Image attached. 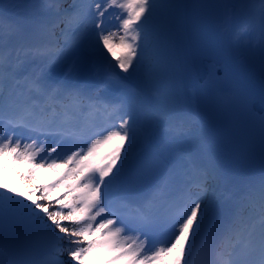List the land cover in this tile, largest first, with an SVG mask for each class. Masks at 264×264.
I'll use <instances>...</instances> for the list:
<instances>
[{
    "label": "snow or ice",
    "instance_id": "1",
    "mask_svg": "<svg viewBox=\"0 0 264 264\" xmlns=\"http://www.w3.org/2000/svg\"><path fill=\"white\" fill-rule=\"evenodd\" d=\"M44 2L51 14L38 23L0 13V179L23 169L20 179L31 182L23 190L0 183V252L10 241L32 257L25 264H195L197 251L211 247L214 264H264V173L258 227L245 222L250 192L228 189L221 191L227 217L208 231L209 181L229 183L215 134L199 115L185 119L154 96L162 75L153 48L157 12L181 5L73 0L64 8L63 0ZM258 3L264 32V0ZM22 33L36 42L45 68L86 43L107 69L94 83L42 70L22 84L3 53L7 36ZM137 73L141 84L130 87ZM101 113L109 123L89 135L81 124ZM20 128L31 133L23 147L15 135ZM192 134L201 146L200 163L177 145L179 136ZM64 139L79 150L53 155ZM134 158L138 167L129 174ZM45 173L53 179L45 180ZM160 229L170 230L171 238L148 251L149 234Z\"/></svg>",
    "mask_w": 264,
    "mask_h": 264
},
{
    "label": "rangeland",
    "instance_id": "2",
    "mask_svg": "<svg viewBox=\"0 0 264 264\" xmlns=\"http://www.w3.org/2000/svg\"><path fill=\"white\" fill-rule=\"evenodd\" d=\"M19 1V2H17ZM181 0H173L171 4H179ZM231 4V8L229 10L230 21L229 25H231V29H233L234 34H240L237 40H239V48L238 51L244 53V49H248V56L244 59L245 62L250 61L252 64H256V66H260L264 68V32H262L261 27V19L259 13V6H249L248 8H240L239 0H228ZM161 3L166 4V0H160ZM18 4L16 7L15 5ZM170 4V3H169ZM3 7L7 9H1L0 13H2L5 17L8 15V19L12 20H23L29 24L33 23L29 20L28 8L35 10V20L40 22L43 20L38 12L42 11L44 15L49 16L51 14V9L45 4L44 0H5L3 3ZM181 8V7H180ZM179 9L169 8H161L157 12L156 18V28L159 30V33L165 35V37H158L154 42L153 48L155 50V54L157 55V59L160 62V67L162 70V75L160 79L154 84V90L163 88L164 92L160 93L159 96L156 95L157 100L159 99V103H163L165 101L170 102L171 98H177V101L180 100V96L182 93V88L179 80L176 77L181 75L180 68L176 61L172 59L171 47L176 42L175 33L170 28L171 21L178 18L177 16L180 13ZM7 10V14H4ZM34 12V11H33ZM246 29V31H245ZM116 31L115 29H112ZM120 34H123L122 31ZM20 37V34H17ZM247 37V41L243 42L240 39ZM14 38L10 39L12 42ZM22 42L24 45V52L27 54L34 53L35 51V41L29 37L27 33H22ZM119 49V48H116ZM162 51L158 56V52ZM170 65H166L168 62ZM173 63V65H171ZM250 68V67H249ZM158 93V92H157ZM176 113H178V103L171 105ZM4 161L0 160V164ZM21 175V170L5 172L3 178L0 179V183H6L10 186L15 176ZM52 177L51 174L45 177V180H49ZM17 179V178H16ZM18 180L19 190H23L26 187H29V183L26 181ZM4 247L17 249L18 253L21 252L13 243L5 242L3 244ZM32 259L30 255L26 254H15L7 253L6 250H2L0 252V260H2L6 264H25V261Z\"/></svg>",
    "mask_w": 264,
    "mask_h": 264
},
{
    "label": "bare ground",
    "instance_id": "3",
    "mask_svg": "<svg viewBox=\"0 0 264 264\" xmlns=\"http://www.w3.org/2000/svg\"><path fill=\"white\" fill-rule=\"evenodd\" d=\"M172 26L173 29L176 30L177 23L173 21ZM225 28L226 27H224V29ZM178 36H179V41L181 42L180 47L181 49H183V45L185 44V38L181 29ZM234 39L236 38L233 37V35L228 29L222 31V43H223L222 64L227 68H229L230 70H232L237 76V78L244 85H246L249 89L257 92L262 98H264V70L255 66L251 67L248 70L242 67V65L240 64V60L242 57H240L239 53L235 51ZM174 56L182 69V76L180 77L182 87H190V85L193 84V78L195 75V70L191 62V58L189 56H185L182 53V50H180L177 47L174 48ZM196 137L197 136L193 134V135H189L187 138L190 139V141H193L195 140ZM20 170L21 172L23 171V169ZM17 179H20V177L17 176ZM26 183H29V185L31 186V182L26 181ZM19 186L20 185H18L17 182L10 185V187H16V188H18ZM255 197L259 198V194L255 195Z\"/></svg>",
    "mask_w": 264,
    "mask_h": 264
},
{
    "label": "water",
    "instance_id": "4",
    "mask_svg": "<svg viewBox=\"0 0 264 264\" xmlns=\"http://www.w3.org/2000/svg\"><path fill=\"white\" fill-rule=\"evenodd\" d=\"M195 8L197 12L193 15L192 10ZM186 15L191 46L192 42L195 46L201 42L205 44L210 37V42H216L217 59H220L221 38L218 26L225 21L223 0H188Z\"/></svg>",
    "mask_w": 264,
    "mask_h": 264
}]
</instances>
